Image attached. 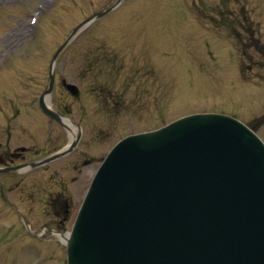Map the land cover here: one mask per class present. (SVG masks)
<instances>
[{"label": "rangeland", "instance_id": "rangeland-1", "mask_svg": "<svg viewBox=\"0 0 264 264\" xmlns=\"http://www.w3.org/2000/svg\"><path fill=\"white\" fill-rule=\"evenodd\" d=\"M112 1L0 0V61L10 57L6 58L7 63L0 62V82L1 77L6 81L0 84V106L10 103L15 92L20 93L16 95L17 101L10 104L21 111L11 121H19L22 126L11 134V146L36 143L46 137V131L30 128L40 122L39 113L32 110L45 87L51 55L75 25ZM135 1L126 4L144 3L139 6L140 12L137 10L141 14L138 18L132 15L135 6L121 7L122 10L103 16L79 33L58 59L60 79L73 81L80 95L75 102L58 86L56 100L67 101L73 105L72 115L83 118V142L76 153H81L84 145L89 147L91 172L102 152L131 128L155 127L179 114L196 111L229 113L247 122L263 111L264 84L259 85L262 78L258 75H264V69L248 71L245 77L251 85L244 83L242 89L232 90L239 84L231 76L239 77L235 61L230 63L232 53L242 54L246 50L247 56L252 54L260 59L257 48L233 44L231 53L225 42L233 35V28L245 35L240 24L250 23L255 37L264 46V0H229V5H223V0H198L202 12L216 17L212 22L199 19L202 27L191 15L190 5L196 0ZM240 5L245 6L244 10ZM220 6L223 15L236 19V25L223 27L227 24H221L222 16L217 13ZM119 10L122 13L116 15ZM31 15L38 16L34 25ZM95 60H101L103 65L105 60L113 61L115 65L112 69L118 74L117 80L107 87L109 93L104 90L108 66H96ZM101 90L106 94L123 93L124 100L121 104H101L97 97ZM259 133L264 138V126ZM64 140L61 134L58 141ZM52 170L53 166L49 168ZM59 173L63 174L60 170ZM10 222L11 218H0V264H63L64 251H60L59 261L55 247L31 243L28 235L21 238L2 231L1 227L6 228Z\"/></svg>", "mask_w": 264, "mask_h": 264}, {"label": "water", "instance_id": "water-1", "mask_svg": "<svg viewBox=\"0 0 264 264\" xmlns=\"http://www.w3.org/2000/svg\"><path fill=\"white\" fill-rule=\"evenodd\" d=\"M263 121L186 119L124 140L68 240L71 264H264Z\"/></svg>", "mask_w": 264, "mask_h": 264}]
</instances>
